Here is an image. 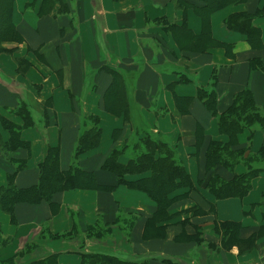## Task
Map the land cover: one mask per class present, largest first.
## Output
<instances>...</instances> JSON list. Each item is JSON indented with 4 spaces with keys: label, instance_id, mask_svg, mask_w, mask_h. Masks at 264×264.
I'll list each match as a JSON object with an SVG mask.
<instances>
[{
    "label": "crops",
    "instance_id": "crops-1",
    "mask_svg": "<svg viewBox=\"0 0 264 264\" xmlns=\"http://www.w3.org/2000/svg\"><path fill=\"white\" fill-rule=\"evenodd\" d=\"M8 1L13 26L1 21L6 32L0 34V186L14 171L17 187L36 184L38 164L50 148L61 169L79 168L82 180L92 183L53 194V205L19 202L13 220L0 208V230L8 237L0 261L18 254L26 263L52 253L59 264H79L81 252L107 248L157 253L185 264H264V213L258 204L264 172L252 177L240 196L215 198L205 185L213 174L228 179L245 170L241 161L206 170L210 142L228 141L219 132L218 115L248 92L264 119V15L250 19L259 29L258 42L225 23L233 14L255 13L264 0H228L208 13L192 5L203 4L197 0ZM114 71L126 80L139 118L174 148L191 178L192 186L173 192L184 200L168 210L170 220L157 224L163 234L156 237L144 226L155 202L143 190L118 184L103 168L132 130L118 114L117 100L126 96L122 83L114 81L116 89L110 88ZM207 92L214 95L211 107L202 98ZM23 103L30 112L20 129L26 146L6 151V121L23 122L17 113ZM96 122L97 144L76 153L79 136ZM262 144L264 125L258 124L252 133L242 129L231 148L256 152ZM108 184L109 189L100 188ZM121 213L136 215L125 235L118 224ZM97 220L111 228L107 238L87 237ZM220 221L239 224L240 243L256 234L253 247L243 252L238 244L222 247L214 228Z\"/></svg>",
    "mask_w": 264,
    "mask_h": 264
},
{
    "label": "trees",
    "instance_id": "trees-1",
    "mask_svg": "<svg viewBox=\"0 0 264 264\" xmlns=\"http://www.w3.org/2000/svg\"><path fill=\"white\" fill-rule=\"evenodd\" d=\"M181 1L183 3L185 0ZM197 1H201L203 4L193 3L192 5L198 11L208 13L228 0ZM9 10L10 3L8 0L0 4V14L5 17V19H0V34L2 35L6 32V28L2 27L1 21L4 23L7 21L9 23L7 27L13 26L9 22L10 19H8ZM254 14L264 15V7L256 10L253 14H233L226 19L225 23L230 27H235L245 32L250 41L258 42L259 29L250 23V19ZM114 81L122 83L124 95H126L121 97V101L117 100V109L120 110L118 114L122 113L125 121L131 122L132 130L123 144L110 152L103 164V168L115 175L118 184H125L129 187L143 190L150 196L155 205L151 217L147 218L144 226L149 229L148 235L151 234V229L159 234L163 226L157 224L159 222L162 223V221L170 217L167 208L176 198L173 192L187 184L192 186L191 178L185 167L180 163L174 148L167 141L153 136L147 130L144 121L139 118L136 104H133L128 97V88L127 86L125 88L126 80L122 77L121 73L113 72V82L110 88H112ZM113 89H116V84L113 85ZM202 98L206 101L207 106L211 107L212 100L214 99L213 93H203ZM17 113L22 117L23 122L21 124L6 121V126L10 131L8 140L3 144L6 151L19 145L26 146V143L21 139L20 129L30 119L28 106L23 103L19 106ZM130 116L132 120H130ZM217 123L219 132L226 134L228 141L226 143L210 142L206 152L208 166L206 170L210 171L216 165H222L229 169V167H232V165H235L239 161L244 164L245 170L240 174H234L228 179L213 174L205 185L215 198L243 195L248 189L251 178L262 171L264 144L256 152L249 151L248 146L241 149H233L231 146L236 142L237 134L242 129L248 128L250 133H252L258 124L264 125L263 116L252 103L250 94L242 92L236 97L226 112L218 115ZM98 138L99 126L96 122L90 130H85L79 136L76 153L95 146ZM245 152L247 153L245 154ZM124 153L128 155L125 163L118 160L119 156ZM22 162L18 161L17 163L19 165ZM14 172L9 173L6 184L0 186V208L7 212L12 220L14 219L15 205L19 202L36 203L46 200L50 205H53V194L68 188H84L89 183H92L91 178L88 182L87 180H82V171L79 168L61 169L54 148L48 149L46 156L38 164V182L36 184L28 187H17L13 182ZM130 176L136 177L129 178ZM109 186L111 184L102 185L100 188L109 189ZM94 187H99V185L95 184ZM258 204L264 213V194ZM135 216V214L131 213H121L119 215L118 224L124 235L129 233ZM96 224L88 227L87 235L93 234L94 236L98 234L108 236L110 234L107 225L103 226L101 223L102 225L99 226ZM94 228L96 230H93ZM214 228L220 234L219 243L222 247L229 248L232 244H238L241 252L253 247L256 234L251 235L250 238L240 243V229L237 222L220 221L215 224ZM7 242L8 237H5L0 230V247L6 245ZM212 246L213 248H220L218 245ZM16 255L18 254L6 257L0 261V264H59L57 255L52 253L26 263H21L19 261L20 255L19 257H16ZM79 264H185V260L181 258L174 259L156 253L130 254L118 250L114 252L91 250L80 253Z\"/></svg>",
    "mask_w": 264,
    "mask_h": 264
},
{
    "label": "rangeland",
    "instance_id": "rangeland-1",
    "mask_svg": "<svg viewBox=\"0 0 264 264\" xmlns=\"http://www.w3.org/2000/svg\"><path fill=\"white\" fill-rule=\"evenodd\" d=\"M146 125V124H145ZM146 128H147V130H149V126L148 125H146ZM150 132V131H149ZM179 157V156H178ZM120 159L123 161V162H125V161H127V159H128V155L126 154V153H124V154H121L120 155ZM179 159H181V157L179 158ZM180 161V160H179ZM261 172H264V164H262V171ZM132 177H134V176H132ZM179 199H182V200H178V199H175V200H173L172 202H171V205H169V207L167 208L168 210H170L172 207H176L177 206V204H179V203H182L183 202V200H184V196H181V198H179ZM261 200V199H260ZM177 203V204H176ZM262 210V209H261ZM194 214V213H193ZM196 214H200V215H202L201 214V212H199V211H197L196 212ZM123 216V215H122ZM170 218L171 217H169V218H166V221H168V220H170ZM188 218V217H187ZM135 219H136V216H135ZM123 220V219H122ZM100 221H96L95 222V224L96 225H99V226H101L102 224H103V226L104 225H106V224H104L102 221L99 223ZM186 222H187V220H184V223L186 224ZM102 223V224H101ZM108 227H109V225H107ZM106 226V227H107ZM93 230H96V228H94ZM108 230H111V228L109 227V229ZM161 231V230H160ZM151 234H150V236H152V237H156V236H158L160 233L161 234H163V232L161 231L159 234H157L154 230H152L151 229ZM110 235V234H109ZM108 235V236H109ZM76 236H78V238H81V236H80V233H77L76 234ZM199 236L200 235H196V237L197 238H199ZM87 237H93V234H90V235H88ZM95 237H105V238H107V235H98V234H95ZM214 249H216V248H214ZM99 251H112V252H114V251H117V250H114V249H107V248H101V249H98ZM118 251H121V252H126L125 250H118ZM215 251V250H214ZM127 253V252H126ZM157 254V253H156ZM199 256H200V258L199 259H197V260H199V262L201 263V260H203L204 258H205V255L202 253V252H200L199 254H198ZM193 257H196V255H193ZM213 262V261H212ZM201 264H208V263H206V262H202ZM212 264H220V263H215V262H213Z\"/></svg>",
    "mask_w": 264,
    "mask_h": 264
}]
</instances>
